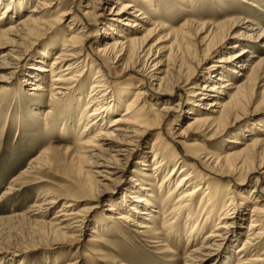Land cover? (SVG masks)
Listing matches in <instances>:
<instances>
[{"label": "bare ground", "instance_id": "bare-ground-1", "mask_svg": "<svg viewBox=\"0 0 264 264\" xmlns=\"http://www.w3.org/2000/svg\"><path fill=\"white\" fill-rule=\"evenodd\" d=\"M105 2H112L108 12L97 8ZM164 2L0 0L3 121H13L16 108L18 127L33 115L44 132L73 140L42 145L3 194L42 180L43 169L71 163L62 175L65 183L36 191L26 215L49 227L64 246L81 245L109 185L119 186L150 139L119 199L108 200L93 221L91 253L104 257L101 232L129 239L127 230L170 264H264V126L240 128L215 151L205 145L227 134L255 96L264 75V57L256 54L264 50V24L243 15L195 20L190 10L195 0H175L184 18L174 27L176 20L170 24L165 14L172 7ZM162 39L170 43L161 55ZM229 41L238 51L214 59ZM37 45L38 55L23 65ZM198 50L200 75L186 61ZM170 60L178 67L170 68ZM187 86L192 114L184 128L174 129L184 109L180 102L170 104L169 96ZM153 92L161 103L152 102ZM252 175L259 177L248 189L244 185ZM76 252L65 264H81Z\"/></svg>", "mask_w": 264, "mask_h": 264}, {"label": "rangeland", "instance_id": "rangeland-1", "mask_svg": "<svg viewBox=\"0 0 264 264\" xmlns=\"http://www.w3.org/2000/svg\"><path fill=\"white\" fill-rule=\"evenodd\" d=\"M155 1H158L161 4L162 1H165L164 3H168L167 5L172 7L170 10L165 12V14L167 13L166 15L170 18V20H168L170 24L172 22L171 20H176L175 22H172V24L174 27H177L183 20L184 15L177 13L178 7L174 2L175 0ZM250 1L256 4V6L247 5L246 3L242 2V0H195L194 4L190 7V10L192 13H194L193 17L195 20L199 21L217 22L223 20L225 17L243 15L249 16L252 19H256L258 23L264 24V0ZM110 6H112V2H105L101 5L98 4L97 8L99 7L100 9H105V11L108 12ZM159 11L160 8L158 12ZM76 18L80 21L79 16ZM94 30L97 32L99 31L100 33L99 28H91V31ZM66 32L70 33L69 31ZM161 35L162 34L152 37L148 42V46L155 44L160 39ZM164 39L160 41H163ZM169 43L170 41L164 40V42H160L158 44V46L160 45L165 47L162 51H160L161 55L167 51L166 49ZM232 45L233 41H229L227 48L223 51V53H220V55L218 54L219 56L215 54L214 59L223 56L222 54L237 52L238 48H230ZM41 46L42 44H40L39 47ZM39 47L38 45L34 46L32 49L33 52L31 51V56H27V58L24 59L22 62L23 65H25L26 62H32L33 59H30L31 57L38 55L37 52L40 49ZM200 52L203 54L202 51L198 50V52L194 53V56L189 58V61L186 59L187 66L193 65L194 71H200L198 75L202 73L200 69L196 68V65L201 64L200 59L202 58V54ZM258 53L256 54L264 57V50H260ZM153 59L154 57L151 58V61ZM175 60L181 61L179 58H176ZM175 60L169 61L170 68L175 66L178 67V62ZM92 75H94V73H92ZM262 84L264 85V75L261 77L260 81H258L256 86L257 88H255V96H252L253 99L250 98L248 105L246 104L247 106L244 107L247 108V111L243 112L245 115L237 120L238 122L235 123V126L221 138H212L211 140H207L205 145H207L209 149L215 151L218 147V144L222 140L225 141L227 136L229 137L230 135H234L240 130V128L256 129L260 126H264V94H259V91L263 89ZM187 88L188 86L184 87L183 91L176 89V91L169 96L170 104L180 102L182 103L180 106L183 107L184 112H189L188 114L182 111V116L176 118V123L172 124L174 129L184 128L186 122L189 120L192 114V105L187 102ZM151 97L153 103L158 104L162 102L161 98L159 99V95L155 92H153ZM16 111V108H13V121L7 122V124L5 123L6 121H3V117L7 114V109L5 108L2 112H0V264H53L54 261H58V264H65L70 260L72 252L74 251H77L76 253H79V256L82 254L81 264H170L169 262L164 261L166 256L160 254V252H158L159 250L150 246L151 244L149 242L140 241V236L138 234H130L127 230H124L123 232L126 235H131L129 239H122L120 236L112 233V231L101 232V241L107 247V249L104 248L102 251L104 253V257L102 258L104 259L101 258L100 260V257L92 254L91 252L93 251V246L88 244L89 237L92 235L90 233V227L94 223L93 221L100 217L101 213L106 208V202H108V200L114 197L119 199L123 189L130 182L132 170L136 171V169H138L136 164H134L136 158L140 157L142 151L146 149V146L151 141L150 139L147 140V143H143L140 151L128 164L129 172L126 173L125 178L122 179V182L119 184V186L117 185V181L116 183L114 182L109 185L108 189L106 190L107 197L105 196L102 198L98 210L89 218L88 224L91 223V225L87 227L86 234L83 237L81 245L73 244L70 246H64V244H62L63 241L57 239L56 236L51 233L49 227L37 222H33V220L26 215V212L30 209V206L33 203V198L36 191L52 187L54 186V183H65L62 175H65V171H70L71 168L69 167V164L71 163L65 161L64 163L54 165L53 167L49 168V171L47 169H43L45 172L41 170L40 173L44 180L42 179L37 182H34L35 180H30L33 183L29 182L25 187L12 191V194L9 193L4 195L3 191L17 175L25 170L28 165L27 163L31 160V158L36 156L42 145L50 146V144H54L59 147L58 145L72 144L73 140L72 138L64 140L49 129L44 132V127L38 123L39 118L33 115H31V118L28 122L24 121V124L22 123L18 127V124L16 123L18 122L16 119ZM173 117H177V114H175ZM171 118H169L167 124L170 123ZM245 133L247 134L248 132ZM44 135L49 136L45 138ZM43 140H45L44 143L42 142ZM226 146L227 143L225 145V149ZM62 165H65V167ZM258 177L259 176L257 175H252L247 179L244 186L248 189H251L255 185L254 183ZM259 183H263L262 179L259 181ZM15 188L18 189L20 187ZM55 210V207L52 208L50 215H53ZM247 223L248 222L245 220L242 227L243 231L246 229ZM209 229L210 228H207L205 230L203 236L207 234ZM103 243H101V246H104ZM180 244L182 246L184 241H181ZM230 248L231 250L236 248L235 242L231 244ZM181 252L182 251L180 250L177 251L179 254ZM208 263L209 262H206L205 264Z\"/></svg>", "mask_w": 264, "mask_h": 264}]
</instances>
